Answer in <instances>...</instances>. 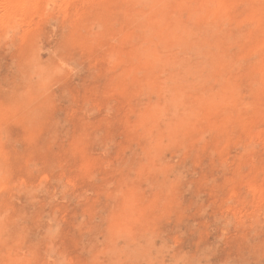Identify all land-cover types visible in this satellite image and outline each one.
<instances>
[{
    "label": "rangeland",
    "instance_id": "obj_1",
    "mask_svg": "<svg viewBox=\"0 0 264 264\" xmlns=\"http://www.w3.org/2000/svg\"><path fill=\"white\" fill-rule=\"evenodd\" d=\"M0 264H264V0H0Z\"/></svg>",
    "mask_w": 264,
    "mask_h": 264
}]
</instances>
